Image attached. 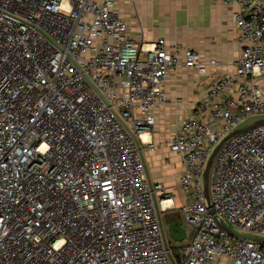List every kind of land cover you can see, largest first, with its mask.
Here are the masks:
<instances>
[{"label": "built area", "instance_id": "1", "mask_svg": "<svg viewBox=\"0 0 264 264\" xmlns=\"http://www.w3.org/2000/svg\"><path fill=\"white\" fill-rule=\"evenodd\" d=\"M212 1L239 6L243 47L170 142L190 227L179 243L164 237L161 218L176 206L147 176L143 150L155 146L167 75L220 61L163 37L139 41L119 0H0V264H264V243L219 224L264 237V124L221 147L214 213L202 185L219 139L264 113V0Z\"/></svg>", "mask_w": 264, "mask_h": 264}, {"label": "crops", "instance_id": "2", "mask_svg": "<svg viewBox=\"0 0 264 264\" xmlns=\"http://www.w3.org/2000/svg\"><path fill=\"white\" fill-rule=\"evenodd\" d=\"M238 9L235 3L212 0H119L120 13L139 41L152 42L163 37L169 45L179 43L194 48L204 60L220 61L206 73L180 65L167 75L163 85L168 102L157 111L159 132L155 131L152 138L155 146H144L143 156L146 171L149 174L145 153L154 173V178L149 174L150 179L161 182L172 193L176 207L163 213L167 223L181 216L184 201L178 184L183 163L180 155L171 150L170 142L182 120L191 115L193 104L207 95L213 81L234 70L243 47L235 25ZM161 120L172 125L159 126ZM189 235L190 230H186L183 240L174 241L183 243ZM218 262L232 264L228 258Z\"/></svg>", "mask_w": 264, "mask_h": 264}, {"label": "water", "instance_id": "3", "mask_svg": "<svg viewBox=\"0 0 264 264\" xmlns=\"http://www.w3.org/2000/svg\"><path fill=\"white\" fill-rule=\"evenodd\" d=\"M261 124H264V113L254 114L249 116L248 118L237 124L235 127L227 131L215 144L211 153L209 154L202 174V185H203V193H204L205 201L211 213H214V209L212 207V191H211L212 170L221 147L234 136L243 133L249 129H252L256 126H259ZM147 176L149 177L148 172H147ZM219 224L221 227H223L233 235H237L243 238H248L257 242L264 243V237L253 234L238 233L223 220H219ZM161 226L163 227V233L165 238L169 237V238H173L174 240L181 241L186 237V229L183 221L180 219L179 216L174 221L169 223L164 222L161 218Z\"/></svg>", "mask_w": 264, "mask_h": 264}, {"label": "rangeland", "instance_id": "4", "mask_svg": "<svg viewBox=\"0 0 264 264\" xmlns=\"http://www.w3.org/2000/svg\"><path fill=\"white\" fill-rule=\"evenodd\" d=\"M172 124L170 123V122H168V121H166V120H161V122L159 123V126H165V127H168L169 128V126H171ZM155 131H156V133H158L159 132V127H156V129H155ZM145 155H146V159H147V166H148V169H149V174H150V176L152 177V178H154V173H153V170H152V168H151V165H150V163H148V161H149V159L147 158V154L145 153ZM185 229L186 230H190V227H188V226H185ZM223 260V259H222ZM226 261V260H225ZM216 264H221V263H219V262H217ZM223 264H230V263H225V262H223Z\"/></svg>", "mask_w": 264, "mask_h": 264}, {"label": "bare ground", "instance_id": "5", "mask_svg": "<svg viewBox=\"0 0 264 264\" xmlns=\"http://www.w3.org/2000/svg\"><path fill=\"white\" fill-rule=\"evenodd\" d=\"M142 136L145 140H149L150 138L148 133H143Z\"/></svg>", "mask_w": 264, "mask_h": 264}]
</instances>
